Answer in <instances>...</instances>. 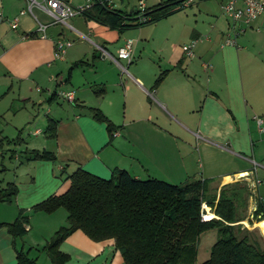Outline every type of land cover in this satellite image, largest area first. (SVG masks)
<instances>
[{
    "label": "crops",
    "instance_id": "crops-1",
    "mask_svg": "<svg viewBox=\"0 0 264 264\" xmlns=\"http://www.w3.org/2000/svg\"><path fill=\"white\" fill-rule=\"evenodd\" d=\"M66 1L77 6L87 0ZM16 17L18 26L12 28ZM227 19V34L219 21L212 26L215 38L203 40L194 31L193 37L202 44L193 56L184 52L186 42L138 41L131 62L120 60L131 71L122 72L97 46L119 58V50L131 40L125 31L136 25L120 32L83 14L71 17L66 25L54 22L38 6L30 11L29 0H0V103L18 81L24 104L12 122L19 128L40 118L26 104L42 106L47 100L50 106L57 98L71 104L65 116L56 106L47 109V126L50 119L57 121L56 136L34 129L37 141L23 154L13 155L12 174L0 179L18 186L14 201L0 204V222L14 221L20 210L29 214L22 238L14 239L6 227L0 228V264H14L16 248L40 252L67 225L61 209L47 214L31 208L50 195L64 193L68 175L79 167L106 179L116 169L174 184L211 179L218 190L246 181L252 196L243 224L257 228L264 237L259 227L260 223L264 227V220L254 215L257 202L264 200V132L257 124L258 119L264 122V56L262 71L255 65L264 45L259 48L245 38L238 43L240 35L236 44H227ZM39 22L47 25L44 37L38 32ZM262 27L264 15L250 25L258 32ZM60 39L72 45L58 59L54 52ZM161 74L164 77L156 84ZM101 88L103 93L97 94ZM65 93H72L73 100ZM90 107L100 109L114 124L111 134L104 122L92 117ZM53 110L55 115L50 116ZM29 150L53 152L56 160H28ZM60 250L69 256L65 264H125L114 240L93 241L81 230L70 234Z\"/></svg>",
    "mask_w": 264,
    "mask_h": 264
},
{
    "label": "trees",
    "instance_id": "trees-1",
    "mask_svg": "<svg viewBox=\"0 0 264 264\" xmlns=\"http://www.w3.org/2000/svg\"><path fill=\"white\" fill-rule=\"evenodd\" d=\"M186 0H165L145 9L124 11L110 7L107 0H94L83 15L122 32L132 25L156 23L175 14ZM139 15V21L127 19ZM81 62L75 64L80 65ZM164 77L161 74L158 84ZM104 89L96 91L102 94ZM92 117L104 122L111 134L116 127L98 108H88ZM57 121L50 119L46 133L56 136ZM15 142V140H11ZM28 160H56L47 150H29ZM242 179V178H241ZM69 188L62 194L50 195L35 204L31 212H67V225L61 226L43 250L50 264H65L69 256L60 244L73 232L81 230L93 241L114 240L125 264H198V244L203 232L216 229L217 239L209 258L199 264H264V237L257 228L249 229L246 220L248 200L252 196L248 182L239 180L211 186V179H195L174 184L158 178L139 179L127 170L116 169L108 179L83 168L68 175ZM18 194L15 183L0 188V204L11 203ZM203 203L216 217L203 220ZM254 215L264 220V200L257 202ZM29 214L20 210L12 222H0L14 239L27 233ZM30 249L16 248L14 264H39L29 255Z\"/></svg>",
    "mask_w": 264,
    "mask_h": 264
},
{
    "label": "rangeland",
    "instance_id": "rangeland-1",
    "mask_svg": "<svg viewBox=\"0 0 264 264\" xmlns=\"http://www.w3.org/2000/svg\"><path fill=\"white\" fill-rule=\"evenodd\" d=\"M139 1L140 0H113L112 2L114 3L113 5L116 9L129 12L132 8H134L135 12H137L139 10ZM144 1L149 8L165 0ZM224 1L225 0H194V2L189 5H185L184 2L179 11L172 16L157 23H144L137 27H130L125 31V34L133 41V48L136 46L138 41L146 42L151 40H155L157 42H164L168 40L174 43L176 42L175 44L177 45H182L186 42V45H188L194 41H198L195 40L197 39L196 37H193L195 30L201 34L199 37L203 38V40L207 37L215 38V30L212 26L217 21L220 22L222 27H226L225 34H227L226 30L228 26V19L222 10ZM34 12L41 17V12L36 9H34ZM138 16L139 15H134L129 17L131 19H127L126 22L128 24L137 23L139 21ZM242 38L256 44V46L258 45L260 48V46L264 45V28L262 27L261 31L258 32L248 27L245 33L237 38L238 43L241 42ZM260 41L261 43L259 45ZM201 44L202 43L199 41L196 43L195 48H193L194 52H196ZM262 54L263 55L258 56L256 59V66L260 64V57L263 58L264 56V53ZM121 62L125 65V61ZM258 70L262 71V67L260 65L258 66ZM128 71L130 72L131 70L128 69ZM20 83L21 82L15 81L10 94L0 103V179L5 178L6 175L10 176V174H12L10 170L12 165L16 163V160H13V155L23 154L28 147L27 145H31V143L37 139V137L32 135V131L36 128L42 129L43 131L46 130L47 109L52 106H56L59 108L62 115L65 116L67 114V108L71 106L70 103L66 100H62L61 98L54 100L53 105L50 106L47 100L44 101L42 106L39 104H26V107L29 108L30 112L34 113V116L39 114L40 118L36 119V121H30L28 123L23 122V124H21L18 128L12 121L13 115L17 112V109L23 107L24 105L18 95V87ZM10 105L12 106L10 107ZM52 115H55L54 110L51 112L50 116ZM6 135L11 139L14 138L16 143L13 141L9 142L6 138H4ZM5 183V181H0V188L3 187ZM202 208L205 213H208L209 211L213 213V210L207 203L202 205ZM61 210L67 214L65 209L61 208ZM246 214L248 215V209ZM216 239V229H210L201 234L198 244V264L209 258L211 247L215 243ZM29 255L32 258L36 257L39 264H50L47 253L43 249H41L40 252L33 251Z\"/></svg>",
    "mask_w": 264,
    "mask_h": 264
},
{
    "label": "built area",
    "instance_id": "built-area-1",
    "mask_svg": "<svg viewBox=\"0 0 264 264\" xmlns=\"http://www.w3.org/2000/svg\"><path fill=\"white\" fill-rule=\"evenodd\" d=\"M110 7H112L111 0H107ZM99 2L102 3V0H99ZM194 0H186L185 5H189ZM94 0H87L84 4L72 6L70 2L66 0H42V2H39L38 0H29V10L31 11L32 6H38L42 10H44L54 22H61L66 25H68L67 21L75 16L83 14L85 11L90 9L94 5ZM146 9L145 1L140 0L139 1V10L141 12H144ZM223 13L229 18V34L226 38L227 44H236L235 38L239 35L245 33L246 29L250 27V25L258 19L260 16L264 15V0H226L224 4L222 5ZM22 14L25 13V11L21 12ZM12 28H16L18 26V18L16 17L12 23ZM47 25L44 23L39 22L38 25V32L41 33V36H45V30ZM88 39V37H85ZM72 45V41L70 40H63L60 39L55 43V52L54 56L55 58H62L66 50L69 46ZM193 46L194 42L188 45L183 46L184 52L188 56H193ZM98 49H100L105 57L110 58L112 61H114L122 70V72H128V69L126 66H124L120 60L124 59L128 63L131 62L132 58V40H127L124 47H122L119 50V58L114 57L109 52L105 50V48L101 46H97ZM64 97H66L69 100H73V94L72 93H65L63 94ZM257 124L259 127L260 132H264V122L262 119L257 120ZM245 176H240V178H244ZM205 203H203L204 205ZM207 213L202 212V219L208 220L206 218Z\"/></svg>",
    "mask_w": 264,
    "mask_h": 264
},
{
    "label": "bare ground",
    "instance_id": "bare-ground-1",
    "mask_svg": "<svg viewBox=\"0 0 264 264\" xmlns=\"http://www.w3.org/2000/svg\"><path fill=\"white\" fill-rule=\"evenodd\" d=\"M214 214L212 213V212H208L207 213V215H206V218L209 220V219H214ZM259 227H260V229H261V231L263 232V234H264V227H263V225L260 223L259 224Z\"/></svg>",
    "mask_w": 264,
    "mask_h": 264
},
{
    "label": "water",
    "instance_id": "water-1",
    "mask_svg": "<svg viewBox=\"0 0 264 264\" xmlns=\"http://www.w3.org/2000/svg\"><path fill=\"white\" fill-rule=\"evenodd\" d=\"M131 11H132V9H131Z\"/></svg>",
    "mask_w": 264,
    "mask_h": 264
}]
</instances>
